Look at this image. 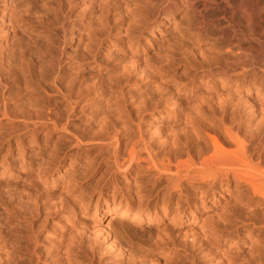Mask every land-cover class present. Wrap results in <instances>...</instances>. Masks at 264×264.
Returning <instances> with one entry per match:
<instances>
[{
    "label": "rangeland",
    "instance_id": "374dc122",
    "mask_svg": "<svg viewBox=\"0 0 264 264\" xmlns=\"http://www.w3.org/2000/svg\"><path fill=\"white\" fill-rule=\"evenodd\" d=\"M34 1L39 8L48 5L44 6L48 21L39 30L24 33L15 23L21 0L9 4L0 0V17L6 10L5 19L0 20V46L7 39L4 50L11 64L7 65L13 98L8 117L0 110V166H4L0 168V212L4 216L0 264L11 263L30 233L38 230L41 239L34 249L41 253V264H131L109 249L108 243L95 240L100 228L112 224L113 238L121 247L150 248L158 264H214L216 250L227 264H264L260 223L264 222V201L253 198L246 185L183 179L174 188L144 163L118 170L112 164V142L106 137L112 132L111 122L116 121L126 125L128 134L144 135L157 146L163 141L157 140L156 128L183 138L182 125L170 127L173 116L158 102L170 93L173 102L189 98V90L232 94L234 84L221 89L212 77H235L243 68L264 80L259 69L264 64V45L224 32L249 56L237 47L227 48L225 40L210 28L198 32L194 28L197 19L186 0L181 5L173 3L160 17L159 11L165 9L158 7L162 0ZM207 17L215 18L213 10ZM55 60L61 64L59 71ZM248 92L261 101L256 89ZM242 108L239 111L246 115ZM37 111H49L52 119L34 126L35 116H31ZM244 132L264 146V111L256 110ZM73 135L82 139L80 147L73 144ZM97 136L101 143L89 141ZM120 161L127 162L124 153ZM39 174L46 182L44 189L39 188ZM127 193L142 201L145 216L153 221L135 224L129 218L113 220L111 215L99 221L94 216L98 201L97 215L116 211ZM173 200L184 213L167 212L162 217L163 206ZM74 208L79 209L77 218ZM191 213L197 215V222ZM117 223L126 228L117 230ZM72 224L77 225L80 239L86 235L81 239L83 246L78 235L77 243L73 237L60 239V226L67 225L69 230ZM201 225L206 226L203 232L198 229ZM197 230L202 238L195 235ZM83 247L94 249V261L84 253L68 260L69 251Z\"/></svg>",
    "mask_w": 264,
    "mask_h": 264
},
{
    "label": "bare ground",
    "instance_id": "6f19581e",
    "mask_svg": "<svg viewBox=\"0 0 264 264\" xmlns=\"http://www.w3.org/2000/svg\"><path fill=\"white\" fill-rule=\"evenodd\" d=\"M5 1L6 4H9L12 0ZM197 1L198 0H186V2H188L187 6L193 11L197 19L194 28L198 32L210 28L213 32H217L218 37L220 35L221 39L225 40L227 48L237 47L239 51L248 52V55L249 51L245 50L239 44H233L230 39H227L228 33L229 36L231 34V37H241L246 41L256 42L260 46L264 45V0H201L202 3H200L201 1L199 0V4L196 3ZM161 2L162 5H158V7L164 5L165 9L159 11V17L164 14V10L165 13L169 11L173 3L181 5L183 0H162ZM44 6L46 7L48 5L45 3ZM44 6L41 8L37 7L34 0H21L19 7L20 13L15 18L18 29L25 33L27 29L39 30L46 25L48 18ZM211 10H213L215 18L207 17V13ZM5 12L6 10L2 13L0 20L5 19ZM22 27L24 29H22ZM226 31L228 32L225 35L224 32ZM64 38L65 37H63V39ZM6 40L2 42L0 46V110L2 111L3 117H8V114L13 110V98L12 95H10L12 90L8 82L9 77L12 78V74L8 73L11 70V64L4 50V45L8 43ZM58 55L61 56V54ZM7 64H10V66ZM54 64L56 70L59 71L61 69V64L56 60ZM244 64H246V62H244ZM259 69H262L264 76V64L259 66ZM241 78H244L243 81H240ZM25 79L28 82L27 77L24 78V81ZM212 79L218 86L222 85L221 89L227 85L234 84L235 91L232 92V94H226L224 92L219 94V92L215 93L208 91L196 93L189 90V98L173 102L175 98L173 94L170 93L164 102H158L159 107L162 106V104L166 105L165 109L170 111L169 117L173 116L170 127L182 125L185 134L183 138L168 135L167 132L165 133L163 127H160L161 129L156 128L158 134L157 140L163 141L160 146H157L156 141L148 140L144 135L128 134L124 123L112 121L110 125L112 132L106 136L111 140L113 145L112 164L118 170L124 171L133 163H135L136 166L144 163L148 169L155 170L158 179L169 182L174 188L180 187L183 179L191 182L199 181L208 185L215 184L219 181L220 183H230L234 181L236 184L246 185L248 189L251 190L253 198L264 201V146L256 143L254 139L244 132V127H247L251 122V117L256 115V110L264 111V80H260L257 76L253 75L252 72H249V70L244 71V68L243 73L238 76L232 77L230 74H222L219 77H212ZM241 89H246L247 91H240ZM253 89H256L258 93L257 98L261 97V101L257 102L249 95L250 93L248 91ZM240 106H244L241 110L247 112L246 115H243L239 111ZM34 114L35 115L31 116H35L34 119L32 118L34 126H37V124H45L43 123L46 122L45 120L50 121L52 119L49 111L45 112V114L37 111ZM181 116L183 117L182 121L177 119V117ZM22 121L24 122V120ZM67 129V127L64 128V130ZM72 138L74 141L73 144L76 147L82 145V139L75 135H73ZM89 141L97 143L102 142L100 136L93 137ZM123 153L127 156V162L121 164L120 156ZM2 163H4V160ZM3 167L0 166V168ZM38 183L40 186L39 188L43 187L42 189H44L46 187V182L40 174L38 175ZM128 183L129 182H126L127 187H129ZM122 197L123 198L118 204L120 206L119 210H104L101 215H97L98 211H100V204L98 201L95 206L96 211L94 212V216L99 218V221L104 220L110 215L113 220L129 218L131 222L135 224L143 222L150 223L153 221L152 217L145 216L141 200L132 199L133 197L130 193H127V195L123 194ZM116 199L117 196L114 192L112 201L115 202ZM157 206L158 203L156 202L154 205L156 214L158 210ZM3 210L5 213L9 212L7 208ZM73 210L74 217L77 218L79 209L75 210L74 208ZM162 211V217L166 216L167 212L170 214L174 213L177 216L184 213L183 210L179 209V203L174 200L166 206H163ZM1 216L2 214L0 212V235L2 234V219L4 217L1 218ZM191 218L194 222L198 221L195 213L191 215ZM260 223H262L261 227H264V222ZM112 225L100 228L95 240L100 239L103 240L104 243H108L109 249L117 252L119 257L128 259L126 260L127 263L129 261L133 264L159 263V259H155L150 255L152 252L150 248H141L137 246H130V248H128L127 246V249H129L127 250L121 247L115 240L116 238L112 232ZM252 226H256V223H253ZM125 228L126 226L122 223L116 224L117 230L123 231ZM198 229L203 232L206 226L201 225ZM76 230L77 225L72 224L69 230L67 225H61L58 229V235L60 239L66 236L73 237L75 240L74 243H77L81 236H79ZM200 231L197 230L194 231V233L197 232L195 235L202 238L203 234L199 233ZM55 233L57 234V228L55 229ZM83 234L84 233L80 235ZM40 235V230L30 233L29 237L24 242V246L21 248L22 250L20 249L21 251L15 253L12 257V262L7 264H41V253L38 254L34 249L36 241L41 239ZM77 235L79 236L78 240ZM83 236L84 237L81 238L82 240L86 235ZM81 239L80 244L83 246ZM91 239L93 240V237ZM88 240L89 239H87V241ZM89 244H91V242ZM93 244H91V246ZM92 247H94V245ZM88 249L86 250L84 248L83 250L85 252L77 248L74 250L72 249L71 252L69 251L67 254L68 260H70V258L73 259V256L76 258V255H82L83 253L87 256H91L92 253L94 254V251H92L94 249ZM214 252L216 254L213 253L215 257L213 256L214 260H212L214 264L215 262L219 264L221 261L219 256L222 255H219L221 253L217 250ZM26 254H30V256L27 257ZM5 255L9 256L8 253H5ZM91 260H93V257ZM223 261H221V263ZM225 263L227 264L226 261ZM229 264H232V261L231 263L229 261Z\"/></svg>",
    "mask_w": 264,
    "mask_h": 264
}]
</instances>
